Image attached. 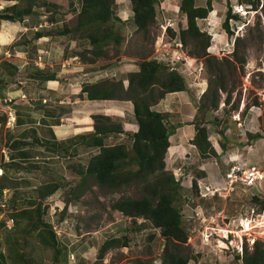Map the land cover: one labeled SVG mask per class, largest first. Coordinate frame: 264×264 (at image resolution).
Here are the masks:
<instances>
[{"label": "rangeland", "instance_id": "374dc122", "mask_svg": "<svg viewBox=\"0 0 264 264\" xmlns=\"http://www.w3.org/2000/svg\"><path fill=\"white\" fill-rule=\"evenodd\" d=\"M32 1L46 3L41 8L43 20L54 15L52 23H43L44 29L51 34L49 45L52 53L44 56L42 53L29 52L26 76L31 79L35 69L43 68L46 63L54 71L62 68V61L70 54H75L77 58L69 59L62 69L64 75L69 74L70 77H67L74 82L73 89H66L64 94L78 90L76 80L82 76H78L80 69L75 66L77 70L73 73L64 71L75 69L72 65L77 62H81L83 68H92L94 71L108 70L106 74L99 73L95 79H90L89 83L110 79L120 81L125 89L127 73L136 72L142 60H155L160 64L167 62L182 76L187 91L192 92H186V96L191 98L189 111L194 109L192 123L205 128L207 139L217 155L205 161L208 176L202 171L205 177H199L202 172L192 163L195 160L198 163V156L189 143L194 133L191 125L193 133L184 135L185 157L176 161L166 158L165 161L163 156L164 169L171 172L177 182L180 225L186 233L184 243L166 244L159 230L149 221L141 217L136 220L125 217L111 208V204L119 198H137L145 194L141 183L136 184L132 180L116 189H109L99 186L92 177H85L77 184L79 174L83 173L87 161L98 149L82 143V138H87L89 133L74 129L75 122H84L86 118L65 121L63 116L66 117L73 107H77L73 115L88 116L90 127L93 126L92 115L108 117L107 121L99 118L96 121H103L105 125L119 124L121 132L102 135L103 143H121L131 156V133L136 129L130 112L131 102L84 101L72 107L69 103L63 109L57 105V98L44 97L42 100L41 93L32 87V81L23 80L27 93L18 97L24 98V104L3 102L6 98L0 95L4 98L0 99V153L1 159L3 154L7 158V162L0 164L4 171L0 176V185L7 189L5 196H11L13 200L10 209L15 221L14 228L9 231L0 227V264H134L135 260L159 264L167 254L180 255L187 259V264H240L242 249L250 251L252 240L253 243L258 241L264 248V215H257L261 213L259 206L264 197V0H251L256 3L255 7L245 0L213 1L211 8L214 11L195 20L198 29L209 38V46L204 49V53L219 61L224 79V91L219 92L217 106L199 109L197 107L202 102L199 97L206 88L209 76L208 68L202 57L191 54L201 52L194 45L195 41L187 39L185 46L179 44L178 29L185 27V17L178 12L179 0H154V19L146 31L135 29L129 0H113L110 9L118 19L97 25L100 29L109 28L113 37L97 46H90L85 38L89 26L76 28V16L82 0ZM17 2L32 7L31 0ZM194 4L203 6L204 0H195ZM226 7H229L230 14L236 16L227 22L229 34L220 26ZM62 28H68L69 32L65 36L56 35ZM235 37L242 42L238 44L237 50V54H242L244 58L242 65L232 62L229 55ZM35 60L39 61L37 67L34 65ZM120 64H126L125 69L115 73L114 67ZM43 72L41 74L46 75V71ZM87 76L92 75L86 74L85 78ZM157 87V84L153 85L154 97L160 92ZM185 98L178 94L169 101L175 102L174 106L180 108ZM154 101L156 103L158 99ZM119 105L123 106L121 111H117ZM4 106L11 107L15 113V124L11 128L5 126L1 111ZM108 108L111 111L106 112ZM46 111L52 112L48 119ZM178 113L175 109L172 113L162 114L166 129L175 125L173 117H178ZM38 122L45 125V129L51 123L63 124V136L66 137L56 139L44 132L43 127L36 124ZM255 134L260 138L252 137ZM12 140L15 142L13 146L10 145ZM174 164L175 168H171ZM232 165L240 168L253 166L262 172V179L251 186L236 185L223 197L219 192H223L224 175ZM126 169L133 171L135 165L123 168ZM190 178H198L195 187L189 188ZM53 183L55 191L43 197L38 195L46 185ZM35 205L39 206L42 229L31 239L32 232H27L30 225L27 224V227L25 216L18 212L30 209L36 211ZM26 214L32 212L27 211ZM250 217L252 220L248 232H244L243 226L247 223L244 219ZM37 223L34 222L35 225ZM49 234L54 237L53 245H44L42 238L49 240ZM25 239L30 244L28 248L23 242ZM110 239L115 241L98 258V249ZM26 250L29 255L25 263L23 258Z\"/></svg>", "mask_w": 264, "mask_h": 264}, {"label": "trees", "instance_id": "16d2710c", "mask_svg": "<svg viewBox=\"0 0 264 264\" xmlns=\"http://www.w3.org/2000/svg\"><path fill=\"white\" fill-rule=\"evenodd\" d=\"M113 0H82V4L76 16V28L82 26H89L88 32L85 34L90 46H97L99 43H106L108 39L113 37L109 28L100 29L101 24L117 20L112 13L110 5ZM211 1L204 0L203 6L194 5V0H179L178 12L185 17V27L179 28L177 35L180 45L185 46L187 39L194 42L195 46L201 49L200 53L194 54L196 57H202L207 65L206 88L201 93L199 100L202 102L198 105L199 108H215L219 100V92L224 91L223 74L219 61L213 59L204 53V49L209 46L208 35L204 31H200L195 24L196 19L204 18L207 13L211 12ZM251 7H255L256 3L251 0H245ZM131 5V20L136 30L146 31L148 26L154 19V0H129ZM45 4L44 2L42 3ZM227 4V2H226ZM46 5V4H45ZM28 12L23 10L22 14ZM21 14L16 9L12 13H0V19L12 21ZM236 17L229 13V7H226L224 18L220 24L221 29L229 34L228 20ZM68 28H62L61 34L68 33ZM37 36V34H34ZM242 43L239 38L233 39V48L229 55L232 57V62L242 65L244 58L242 54H237L238 44ZM99 51V50H97ZM95 51L94 53H99ZM232 62L229 63L232 65ZM6 67H10L7 63H2ZM232 65L231 67H233ZM42 71H35L31 78L37 79L39 82L52 79L54 74L46 73L42 75ZM127 85L125 89L122 88L120 81H113L110 79L99 80L91 84H83L80 92L85 95L88 100H129L132 104L131 111L136 130L131 133L130 151L121 143L114 145H105L103 143L102 135L108 133H120L121 127L119 124L105 125L96 119H104L107 121L108 117L100 115H92L93 130L89 133L87 138H82V143L89 147H95L98 151L92 155L80 175L77 182L80 183L85 177H92L99 186L108 187L109 189H116L121 185H126L129 181L135 180V183H141L144 193L137 198L123 197L115 200L111 204V208L120 212L123 216L128 218L141 217L159 230V235L168 244H181L185 242L186 233L180 225V209L177 204L178 192L177 182L172 176L171 172L164 169L163 156L165 150L168 152L167 137L170 135L171 129H166L165 120L160 112L152 110L150 107L155 103V99H160L165 93L184 91L186 84L182 76L176 70L169 67L166 63L160 64L155 60H142L138 64L136 72L127 73ZM134 81V85H132ZM157 84L159 93L154 97L153 85ZM205 98V99H203ZM225 101V100H224ZM191 124H193L191 122ZM194 133L189 141L194 146L199 162L206 161L216 156L214 148L210 145L205 128L202 125L193 124ZM255 138H260L255 134ZM12 140L10 145H14ZM21 156L23 154L21 153ZM10 159H12L10 157ZM128 165H135L133 171L124 167ZM195 187V179L191 180L189 188ZM4 188L0 185V191ZM55 184L45 186L44 189L38 192V195L43 197L55 191ZM256 200L257 198H252ZM12 198L7 199L6 204L11 207ZM260 209H264V199L261 200ZM36 206V211H31L32 214H26L27 211H19L25 216L27 232L34 231L40 225L39 206ZM10 209V208H8ZM11 211V209H10ZM11 211L9 216H12ZM14 221V219H13ZM34 222H38L36 225ZM1 225V224H0ZM15 226V221H14ZM13 226V228H14ZM43 233V232H42ZM43 237V236H42ZM50 239L45 237L42 242L44 245L51 243L53 245V235L49 234ZM41 239V240H42ZM115 240L105 242L98 249V258L101 257L103 251ZM2 262L4 261L3 257ZM238 259V255L235 254ZM240 264H264V248H262L258 241H254L250 251L242 249L239 257ZM134 264H146L140 260H135ZM159 264H187V259L176 254H167Z\"/></svg>", "mask_w": 264, "mask_h": 264}, {"label": "crops", "instance_id": "0c3cea01", "mask_svg": "<svg viewBox=\"0 0 264 264\" xmlns=\"http://www.w3.org/2000/svg\"><path fill=\"white\" fill-rule=\"evenodd\" d=\"M212 2L213 1H211V3ZM31 3L34 6L31 4L32 7L30 8V7H27L26 5L22 6L18 4L17 0H0V13L2 12L12 13L14 9H16L17 12L21 13L18 15V17H16V19L12 21L0 19V95L2 94L3 96H5V98L9 100L10 103L22 105L24 104L23 102L24 98H19L18 96L20 94L25 96V94L27 93L26 86H23L22 84L24 82L23 80H31L32 87L34 88V90L39 91L41 93L40 95L43 96L41 97L42 100L45 99L44 97L57 98V101H56L57 105H59V107L61 108L63 107V109L69 103L71 104V107H72V105L74 106V104L77 102H84V101L95 102L96 100H88L85 98L83 93L79 92L81 85H83V83L84 84L89 83V80L95 79L94 77H96L99 73L106 74L108 70L94 71L92 68H83L81 62L73 63L72 65V67L77 66V68L80 69L81 72L77 71L78 76L82 75L81 78L77 77V80H76L78 83L77 84L78 90H75L74 92H70V94H64V92H66V89H69V90L73 89L72 86L74 82H72L71 78H68L70 77L69 74L67 75L68 77L64 75V73L62 72L63 71L62 69L64 67V64L68 63L69 59L72 60L73 58L76 57L75 54H70V56L67 59H64L61 63L62 68L60 67L59 69H55L56 72L53 69H51L52 67L51 68L49 67L50 69L48 68L47 66L49 65L48 63H46L43 68L35 69V71L36 70L42 71V72L46 71V73L54 74L52 79H47L42 82H39L37 79H34V78L30 79V76H26L27 74L26 66H28L29 64L28 63L29 62V58H28L29 52L31 54L32 52L42 53L44 56H50V54L52 53V47L49 45V38L51 37V34L47 29L46 30L44 29L45 26H43V23L45 25H47L48 23H52V20H54L53 19L54 15L47 18L46 20H43L44 12L41 10V8H43V4H42L43 2L39 4L31 0ZM197 6H200V5H197ZM27 9H28V12H26L25 14H22V11L27 10ZM212 10L214 11V8H212L211 11ZM29 31L31 32L29 33ZM60 32L61 30L57 31L56 35L65 36V34H61ZM35 33L37 34V36L34 35ZM46 46H48L49 48ZM2 63H7L9 64L10 67H6L5 65H2ZM125 67H126V64L116 65V67H114V70L116 71L115 73H117L118 71H121L122 69H125ZM75 70H77L76 67L73 70L64 69V71H72V73L75 72ZM86 74H91L92 76H87L88 78L87 79L85 78ZM13 75H16V77L13 78ZM113 75L115 74H112L111 76ZM84 78L85 80H82ZM186 92L188 94L192 93L191 91H187V86L184 91L165 93L162 98L158 99V101L150 107L152 110L160 112L161 114L172 113L175 109L179 111L178 117L172 116L175 119L176 123L174 126L173 125L170 126L172 133L168 135L167 137V141H168L167 147L169 148H168V152H166L167 150L165 151V155H164L165 161H166V158L169 161H176V160H180L181 157L183 158L185 157V155H183L186 149L184 146V143H185L184 135L185 133L192 134L194 130V129L192 130L193 124H191L192 119L194 117V109L192 111H189L188 106L191 101V98L186 96ZM178 94H181L186 97L184 100H182V103L180 104V108L174 106L176 105L175 102L173 104L172 102L169 101V99H171L174 95H178ZM3 96H0V99L1 97L2 99H4ZM26 101L27 100H25V102ZM118 108H117L118 109L117 111L119 110L121 111L123 106L119 105ZM77 110H78L77 107H73L71 109V113L67 115L66 117H64L65 116L64 115L63 118L65 119V121H68V120L73 121L74 119L79 120L81 118L84 120L86 118L84 122H78V123L75 122L74 129L75 131L79 129V130H82V132H89L92 128L90 127L91 124H90L89 117L88 116L87 117L85 116L77 117L73 115L74 113H76L75 111ZM105 111L109 112L111 110L108 108V109H105ZM130 112L132 114V111ZM51 114L52 112L46 111V115L48 116L47 119L50 118ZM116 115L119 116L120 113L119 114L117 113ZM60 120H62L61 117H60ZM170 122L171 121H169V123ZM36 124L42 127L45 126L43 124L40 125L39 122ZM63 127L64 126L61 123L59 124L51 123L47 125L46 129L43 127L42 130L44 132L46 131L48 134L52 135L56 139H59V138L66 137V136H63L64 135ZM36 131L38 130L36 129ZM191 138H189V140H191ZM190 146L194 148L193 145H190ZM1 161L2 159H1V153H0V162ZM197 161L198 163L196 162V160L192 162L196 164L195 166L196 169L201 170V172L203 171L204 173H206V176H208V166H206L207 163H205V161L199 162V158L197 159ZM175 166L176 164H174L173 167L171 168H175ZM203 172L200 173L199 177H202L204 175ZM198 178L196 179L193 178V179H195L196 181ZM193 179L190 178L189 184H191V180ZM261 199L263 200L264 197ZM41 229L42 228L40 227V225H38L34 229V231H31L32 232V234L30 235L31 239H34V237H36V234L39 233ZM26 238H29V236H27ZM26 241L27 240L25 239L23 242L27 245V248H28L30 244L29 243L27 244ZM13 244H15V242H13ZM36 244H37V241H36ZM24 254H25V257L23 256L24 257L23 259L26 263L27 262L26 257H28L29 255L28 250H26Z\"/></svg>", "mask_w": 264, "mask_h": 264}, {"label": "built area", "instance_id": "2783aa9c", "mask_svg": "<svg viewBox=\"0 0 264 264\" xmlns=\"http://www.w3.org/2000/svg\"><path fill=\"white\" fill-rule=\"evenodd\" d=\"M166 64L169 65V67H171L169 63L166 62ZM34 65L39 66V61L35 60ZM5 101L9 102V100H7V99L3 100V102H5ZM1 111L3 113V116L5 117V126L7 128L13 127V125L15 124L14 110L9 106H4V109H2ZM5 161H7V158H6L5 154H3V158H2L1 162H5ZM1 162H0V164H1ZM3 174H4V171L2 170V168L0 166V176H2ZM261 179H262V172L259 171L258 169H255L253 166L240 168L238 166L232 165L224 175V184L225 185H224L223 190H222L223 192H219V195L223 196V197L225 195L227 196V194L230 191H232L236 185L251 186V185H254L255 182H258ZM6 191H7V189H5V188H2L0 191V222H1V228L6 230V231H9L13 228L14 221H13L11 216L6 215L7 212H11L10 209H8L10 207H8V205L6 204L7 199L9 198V197L5 196ZM217 192H218V190H217ZM261 214L264 215V209H262L261 213L257 214V215L259 216ZM250 220H252L251 217L244 219V222H247L245 224V226L243 227L244 229L247 226L249 227ZM244 232H246V231L244 230ZM226 238L227 237L225 236L224 239H226ZM239 239H240V237H239ZM240 243H241V241H240ZM251 244H253V240L251 241L250 245ZM239 250L241 251V244H240Z\"/></svg>", "mask_w": 264, "mask_h": 264}, {"label": "bare ground", "instance_id": "6f19581e", "mask_svg": "<svg viewBox=\"0 0 264 264\" xmlns=\"http://www.w3.org/2000/svg\"><path fill=\"white\" fill-rule=\"evenodd\" d=\"M244 227V226H243ZM249 228H248V226L245 228V231H247Z\"/></svg>", "mask_w": 264, "mask_h": 264}, {"label": "clouds", "instance_id": "9594fccd", "mask_svg": "<svg viewBox=\"0 0 264 264\" xmlns=\"http://www.w3.org/2000/svg\"><path fill=\"white\" fill-rule=\"evenodd\" d=\"M211 11V10H210ZM37 67V66H36ZM136 130V129H135ZM6 189V188H5ZM0 224H1V222H0ZM0 227H1V225H0ZM6 231V230H5Z\"/></svg>", "mask_w": 264, "mask_h": 264}]
</instances>
